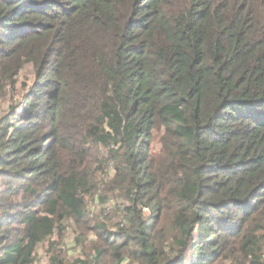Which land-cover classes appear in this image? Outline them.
<instances>
[{"label":"trees","instance_id":"obj_1","mask_svg":"<svg viewBox=\"0 0 264 264\" xmlns=\"http://www.w3.org/2000/svg\"><path fill=\"white\" fill-rule=\"evenodd\" d=\"M25 68L0 129V264L44 242L73 264L52 240L68 222L80 264H216L232 244L264 264V0H0V85Z\"/></svg>","mask_w":264,"mask_h":264},{"label":"rangeland","instance_id":"obj_2","mask_svg":"<svg viewBox=\"0 0 264 264\" xmlns=\"http://www.w3.org/2000/svg\"><path fill=\"white\" fill-rule=\"evenodd\" d=\"M33 79L32 71L29 68H25L23 72L20 73L19 77H16L13 81L14 84L9 83L7 87L3 88V85H0V129L2 128V122L9 117V115L12 114L11 106L14 103L17 102H23V99L25 98V95L27 93L28 86ZM19 104V105H20ZM18 105V106H19ZM13 119H10V122ZM13 121H19V118L16 117ZM160 136L158 133H155L154 136L152 134V139L149 144V151H148V157L151 167L155 166L157 164V161L159 157L161 156L162 149L160 144ZM121 143L119 142L117 145H111L109 147L110 150H116L119 148ZM110 168V167H109ZM107 177L105 176V173H102L99 178L98 182L106 180ZM109 204L105 207L99 206V199L97 196L87 198L88 202V209L91 216V219L105 221V218L108 217V215L113 212L112 206L115 204L116 199L114 196L116 195H109ZM110 216L109 218H111ZM118 220L113 219L109 224V227H111L112 231L116 230V224ZM62 233V239L58 238V235L56 233L52 236V240L57 241V244L55 248L60 251L67 259L68 263L73 264H80L76 263L80 260H83L84 257L88 254L89 256H92L90 254V249H88L86 252L83 249V246L77 241L79 239V235H81V231L79 228H77L73 223L68 222L65 223ZM95 236L92 233H88L86 235V242L85 245L88 246L90 243L95 242ZM49 246L47 242H44L39 245V247L36 250V260L34 264H47L48 258H49ZM238 245H233L232 247H229L226 251L228 252V255H225V257H222L221 260H219L216 264H244V260L242 259L241 251H239ZM122 264H128V261L123 262Z\"/></svg>","mask_w":264,"mask_h":264}]
</instances>
